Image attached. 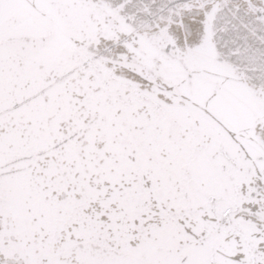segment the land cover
Returning a JSON list of instances; mask_svg holds the SVG:
<instances>
[{"label": "snow or ice", "instance_id": "obj_1", "mask_svg": "<svg viewBox=\"0 0 264 264\" xmlns=\"http://www.w3.org/2000/svg\"><path fill=\"white\" fill-rule=\"evenodd\" d=\"M0 264H264V0H0Z\"/></svg>", "mask_w": 264, "mask_h": 264}]
</instances>
